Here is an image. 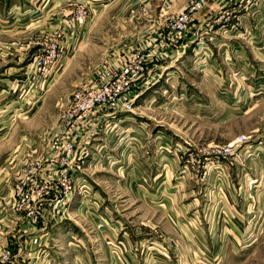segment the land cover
<instances>
[{
    "label": "rangeland",
    "instance_id": "1",
    "mask_svg": "<svg viewBox=\"0 0 264 264\" xmlns=\"http://www.w3.org/2000/svg\"><path fill=\"white\" fill-rule=\"evenodd\" d=\"M253 1L204 5L175 55L169 25L189 0H0V220L34 169L24 194L44 188L38 164L48 178L59 161L70 164L68 180L49 178L61 187L35 231L0 238L14 264H264V165L257 178L263 160H251L264 157L254 81L264 68L244 27L254 28ZM52 47L56 59L34 68ZM155 51L167 55L163 70L130 91L131 111L95 114L69 153L73 93ZM242 135L235 152H218Z\"/></svg>",
    "mask_w": 264,
    "mask_h": 264
},
{
    "label": "built area",
    "instance_id": "2",
    "mask_svg": "<svg viewBox=\"0 0 264 264\" xmlns=\"http://www.w3.org/2000/svg\"><path fill=\"white\" fill-rule=\"evenodd\" d=\"M211 1L214 2V0H189L183 11H181L176 16V18L173 20V23L169 25L172 34H170L168 39L170 43L173 44V48H178L174 45L178 44L180 36L185 32L186 26L191 19V15L201 10L204 5L210 3ZM262 1L263 0H259L260 3ZM229 5H224L221 9H227ZM178 53L180 54V51L178 52L177 49V53H175V55ZM144 57V55L140 56V54L130 57L126 60V63H124L125 66H122L124 68L118 70L106 67L102 73V80L92 83L89 86H85V88L83 87V89L77 90L73 93L74 108L67 115L71 117V122L73 121V118L76 119L75 122H78V126L76 125V128L78 129L70 126L68 133L66 134V136L70 138V143H68L66 146L67 149H69V153L72 152L73 147L77 148L78 134L76 132L89 126L95 114H103V110H108L109 108L115 107H117L116 111H131L136 94H130L129 96L128 94L130 91L132 92L134 87L140 85V83H147L151 73L159 75V73L156 71L159 69L163 70V66L161 65L164 62L162 63L161 60L163 57H167V55H157V51H155L151 52L149 57ZM55 59L56 51L54 47H52L49 50V55L46 61L42 58L35 59L34 68L37 70L40 68L44 69L47 64L50 62L52 63V61ZM107 116H109V114H107ZM100 118H103V116L101 115ZM101 121H97V125L93 126L94 130L97 129L100 131L102 126L100 123ZM85 131L87 132L89 129H86ZM103 138V135L99 138L101 141L98 144L99 150H97L99 154H101V150L105 151V147H108V144L103 141ZM247 140L248 139L245 135L238 136L237 138L228 142L226 146L220 148L218 152L224 151L226 155H230L236 151V148L239 149V146L246 143ZM88 141L89 139L86 142L88 143ZM54 161L55 160H53V162ZM69 165L70 164H67L65 160L59 161L58 164H55L50 168L52 172L50 171L49 178L53 181L58 179L66 181V178L68 180V176L70 175L67 173V167ZM37 169H39L40 172H38L36 180L38 178L43 179L45 184L44 188H41L37 191L32 190V192H30L28 195L24 194L23 186L25 184V179L28 184L34 182L32 174H36L35 169L31 175H28L26 178H24L22 184L14 185L11 195V205L8 207V216L6 219L0 220V238H3L2 236L5 235L6 230L10 228H15L19 233L31 232L32 230H35L37 228L36 222L39 218L38 216L42 214L44 204H53L55 202V198L52 197V190L60 189L61 186L58 182H51L48 177L43 176L49 169H45L41 164H38ZM41 187H43V185ZM23 224H27V228H21ZM10 237V239H12V235ZM4 240L8 241L9 238L5 237ZM14 263L15 260L11 253L9 244L0 242V264Z\"/></svg>",
    "mask_w": 264,
    "mask_h": 264
},
{
    "label": "crops",
    "instance_id": "3",
    "mask_svg": "<svg viewBox=\"0 0 264 264\" xmlns=\"http://www.w3.org/2000/svg\"><path fill=\"white\" fill-rule=\"evenodd\" d=\"M183 1V2H182ZM259 2V0H254L253 1V3H255V7H256V9H253V5H251V8H252V22L254 21V28H250V31H247V28L246 27H249V24L247 23V22H249V21H247L248 20V18H246L245 16L246 15H250L249 13H244V14H242L241 16H240V21H247L246 23H245V30H246V33H250V35H252V38H254V42L253 43H251L250 42V48H251V50L253 51V53H255V56L260 60V65L261 66H263V68H264V0L260 3H258ZM180 3H181V5L182 4H184L185 2H184V0H180ZM245 19V20H244ZM241 25V24H240ZM244 29H243V31H245ZM242 31V30H241ZM226 36H229V37H235V36H245V34L244 33H240V32H238L237 33V31L235 30V29H228L227 31H225V33H224ZM236 46H238V45H232L231 46V50L230 51H232V52H237V51H239V49L236 47ZM225 47V46H224ZM243 47H241L240 49L242 50V51H244L243 49H242ZM244 67L246 68L247 66L244 64ZM243 67V68H244ZM259 67V66H258ZM251 70V69H250ZM255 81V84L257 85V92H255V93H259V92H261V93H264V77L263 76H261V77H256V79L254 80ZM246 82H248V79H247V81ZM250 82H253L251 79L249 80V83ZM248 83V84H249ZM90 142H88V143H86V146H87V144H89ZM95 144L96 145H98L96 142H95ZM252 149L253 150H255V147H252ZM264 156V155H263ZM256 160V161H259V160H263V163L262 162H260V165H258V170H257V173L255 172V175H256V177H257V175H259V173L261 172L262 173V170H261V167L264 165V157L263 158H256V157H251V160L253 161V160ZM258 178V177H257ZM10 196V194H8V196H6L7 198ZM7 200V199H6ZM5 201V200H4ZM3 202V201H2ZM2 204H1V201H0V206H1ZM41 228V227H40ZM12 230V229H11ZM37 230H39V229H37ZM35 230H32L31 232H34ZM30 232V233H31ZM19 233V232H18ZM18 233H16V234H18ZM29 233V232H28ZM7 238H9V237H7ZM11 238V237H10ZM9 238V241H11V239ZM19 241V240H18ZM13 242V241H12ZM9 243H11V242H9ZM22 260H23V258H21Z\"/></svg>",
    "mask_w": 264,
    "mask_h": 264
},
{
    "label": "water",
    "instance_id": "4",
    "mask_svg": "<svg viewBox=\"0 0 264 264\" xmlns=\"http://www.w3.org/2000/svg\"><path fill=\"white\" fill-rule=\"evenodd\" d=\"M21 227L22 228H27V224H23Z\"/></svg>",
    "mask_w": 264,
    "mask_h": 264
},
{
    "label": "bare ground",
    "instance_id": "5",
    "mask_svg": "<svg viewBox=\"0 0 264 264\" xmlns=\"http://www.w3.org/2000/svg\"><path fill=\"white\" fill-rule=\"evenodd\" d=\"M103 151V150H102ZM96 153H98V152H96Z\"/></svg>",
    "mask_w": 264,
    "mask_h": 264
}]
</instances>
